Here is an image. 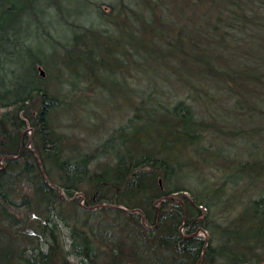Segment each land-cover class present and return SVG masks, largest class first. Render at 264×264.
Returning a JSON list of instances; mask_svg holds the SVG:
<instances>
[{
    "label": "trees",
    "instance_id": "obj_1",
    "mask_svg": "<svg viewBox=\"0 0 264 264\" xmlns=\"http://www.w3.org/2000/svg\"><path fill=\"white\" fill-rule=\"evenodd\" d=\"M36 14L61 19L63 41L42 34L51 48L60 44L67 55L36 58L29 71L17 74L8 57L21 49L19 22ZM223 34L247 37L240 53L224 52ZM194 37L207 39V49L197 47ZM29 40L23 43L30 45ZM9 43L19 49L8 51ZM58 66L73 73L62 90L49 82ZM107 68L129 70L130 81L123 82L131 91L126 121L89 152L66 146L59 113L74 110L81 97L83 115L95 116L86 104L88 93L93 96L104 84L91 77ZM4 70L10 77L0 80V157H19L4 158L0 169V264H164L157 259L161 252L172 262H177L174 257L178 264H192L204 240L181 235L180 227L186 223L187 235L209 230L208 219L206 225L201 218L203 208L210 210L207 218L217 220V200L226 202L230 194L241 199L236 205L242 209L234 223L218 224L224 235L232 236L235 223L245 219L235 233L241 231L249 242L264 240V190L239 196L246 191L249 162L226 160L229 171L207 163V139L215 134L243 137L245 118L261 121L253 129L260 130L264 153V0H0ZM142 77L163 81L165 88L139 97L136 80ZM173 81L185 82L184 97L177 89L175 94ZM160 94L176 98L164 105ZM193 94L221 102L205 109L195 104ZM30 128L33 149L25 134ZM77 193L87 206L104 203L122 209L87 210L79 198L71 200ZM170 194L184 200L185 210L166 200L157 221L154 201ZM140 211L148 225L157 223L154 230L141 223Z\"/></svg>",
    "mask_w": 264,
    "mask_h": 264
},
{
    "label": "bare ground",
    "instance_id": "obj_2",
    "mask_svg": "<svg viewBox=\"0 0 264 264\" xmlns=\"http://www.w3.org/2000/svg\"><path fill=\"white\" fill-rule=\"evenodd\" d=\"M42 37L44 39L46 38L45 35L43 34H42ZM245 39H247V37L243 35L223 34L221 36V47L223 48L224 52H228L229 54H232V53L238 54L241 52L242 41L243 40L245 41ZM61 40L63 41L62 37L59 39V41ZM193 43L199 48L200 46H203L204 49H207V39L202 40L201 37H194ZM52 50H53L52 55H55V56H60V55L66 56L67 55L66 49H64L62 45L60 44L53 46ZM37 69L39 70L40 75L42 77L46 76V72L42 64L38 63ZM201 71L202 73H204L205 69H201ZM123 72L126 75L125 78H122ZM107 73L109 74V76L113 78H115L116 76V79H114V81H111L112 83H122L125 80L130 81V73L127 68H125L123 71H112L109 68H107ZM72 74L69 73L68 71H64L63 68L61 69L58 66L55 70H52V72H50L49 82L50 84L52 83L56 88L63 87L64 89L67 84V81L70 80V77H72ZM150 79H153V77H150ZM166 82L168 83V81ZM173 82L174 83L172 85V88L175 91V94H176V89H177V91L179 92L178 96L182 95L184 97V88L186 87V85H184L185 82L182 84H180L181 82L177 83V81H173ZM136 85H137V91L139 92V97H142V98H148L150 97V94L154 92L156 95L157 88L159 89L165 88L163 81L152 80V83H151L145 77L138 78L136 80ZM111 89L113 90L112 92H110V95L112 97H115L117 95L127 97L128 95L131 94L130 87L126 89L125 85L123 84H120L118 87L114 86ZM60 90H62V88ZM126 91L128 92V94H126L127 93ZM95 94L96 92L94 93V95ZM192 96L195 97L193 101L195 102L196 105L198 101H207L206 98L200 97L196 94H193ZM188 97L189 96H187V98ZM158 98L161 99L162 104L168 105L176 97H174L172 94H167V95L160 94ZM223 100L225 99H222V101ZM91 101L92 100L90 99V102L86 104H89V106L92 107L94 105H92ZM218 102H221V100H218L217 97L212 99L213 106L207 107V108L210 110L214 109L216 106L219 105ZM187 103L194 105L193 102H187ZM116 105H117V108L114 111L117 113L120 109V103L117 102ZM78 106H79V109L82 110L80 107L81 105H78ZM61 111L65 112L64 109H62ZM93 112H95L96 117L99 116V110L97 108H94ZM72 115H75V114H72ZM76 115L78 114L76 113ZM81 117L83 118L82 120L83 122L78 125L79 127H77L78 133L80 134L81 132H83V134L85 132L88 133L89 136H87V138L95 137V133L101 134L100 135V138H101V137H104L103 133H105L107 135L105 137L107 138L109 136V131H111L115 127H118L120 123H124L128 117V114L124 121L117 124V126L115 124V126L111 127L110 128L111 130L109 131H106L105 128H103L101 125H98V123L93 119V117L95 116L91 118L87 117V122H85V118H86L85 115H82ZM58 118H59V121H61V118H62L61 112L59 113ZM253 120H255L256 123H250V120H248V118H245L242 120V126L245 125V130L241 131V133H243L244 135L243 137L238 136L239 134L237 136H234L231 134H227L223 136L221 134L220 135L215 134L211 136L212 138L210 137L207 139V148H208L207 163L217 162L219 166L223 167L224 171H229L230 168L225 163L226 160L227 162L230 161L231 163H233L231 160L233 159V161L235 162V160L237 159L238 161L237 164H240L246 161L249 162L248 163L249 169L246 171L247 178H245L246 191H245V194L239 195L240 198H243L244 196L246 197L247 193L251 196H256L258 192L264 190V153H263L262 147L259 146V143H258L260 130L258 128L253 129V126L257 123H260L261 121L257 119V117H255V119ZM25 134H28L30 136L29 142L27 143V147L32 148L31 141H32V136H33V129L32 128L28 129L27 131H25ZM66 139H67L65 141L66 146L76 147V143H74V141L75 139H77V137L73 136L72 132H68L66 134ZM91 150L92 149L90 148L89 150H86V151L89 152ZM228 151L230 153L229 155L226 156V152ZM34 152L37 154L39 167L44 177L47 179L43 171V166H42L40 156L36 152V150H34ZM18 157L19 155L1 156L0 157V169L4 167V158L17 159ZM202 171H204L205 174L207 173V165H205ZM194 172H197V171H193V173ZM59 191H60V195L64 197L63 192L61 190ZM77 198H79L80 206L87 210H95L98 208H112V207L122 209L119 206L104 204V203L96 204L93 206L92 205L87 206L85 204L82 193L75 194V196L71 200L77 199ZM221 199H224V198H221ZM221 199L217 200V204L215 206L216 209L214 210L215 215L219 216L217 222L212 225V223H214V221L216 220L214 218L209 217L208 218V223H210L208 224L209 230L206 228H202L194 232V234L197 237H200L204 240V244L201 249V253H200L198 260H196L192 264H264V240L263 238H261L260 241L254 240V241L249 242V241H245L244 238H242L243 234L241 231H238L235 233L237 229L241 228L242 226H245V223L242 221H247V220L241 219V221L239 220L235 223L234 228H236V230L234 231V234H232V236L224 235L225 233L218 226V224L226 225L228 221H231V223H234L236 218L240 217L239 211L242 209L238 207V204L236 207V203H239L241 199L240 200L239 198L236 199L234 194L233 195L230 194L226 202L222 201ZM166 200L176 201L185 210V202L182 198L174 194L163 195L154 201V206L157 208V214H158L157 221H159L160 219V214H161L160 206ZM226 203H228V205ZM207 209L208 207L203 208L204 211H207ZM140 213H141V223L149 230H154L156 228L157 223L153 226L148 225L146 223V218L143 212L140 211ZM205 214L206 216L202 215L201 218L202 219L204 218L207 221V213ZM228 217H230L231 219ZM185 224L186 223L183 222L182 226L180 227L181 235L185 234V231H184L186 229ZM195 235L191 234L188 237H192ZM159 256L160 257H158L157 259L164 264H178V260H180L179 258L173 257L172 259L177 262H172L171 257L167 256L164 252H161Z\"/></svg>",
    "mask_w": 264,
    "mask_h": 264
},
{
    "label": "rangeland",
    "instance_id": "obj_3",
    "mask_svg": "<svg viewBox=\"0 0 264 264\" xmlns=\"http://www.w3.org/2000/svg\"><path fill=\"white\" fill-rule=\"evenodd\" d=\"M44 5V4H43ZM42 7L37 6L38 11H41ZM38 14H36L35 17H37ZM25 19H21L19 22V42L21 43V49H19L17 46L16 48L12 47L14 43H9L7 45L8 51H13V49H19L17 52H14L12 56H9L8 59L11 61H14L15 63H12L13 68L16 70L17 74H24L27 71H29V68H31L32 61L34 59H41V60H49L50 57H52V48H51V41L49 38H43L42 37V32H49L51 34H54L56 37L61 38L63 32L65 31V27L61 22V19L57 17L56 15L49 19L46 18L44 15H39L35 20V17H28L25 16ZM29 39L31 41L30 45L26 43H23L25 39ZM30 47L28 50L27 48ZM8 69H12V67H8ZM10 77L9 70H4L3 72L0 71V80L1 79H6ZM126 75L123 72L122 73V78H125ZM12 78V77H11ZM14 79V77L12 78ZM95 79V81L101 82L103 85L102 88H99V90L96 91V94L92 96L91 93H88L89 96L91 97L90 99L92 100V106L93 110L94 108H97L99 110V116L93 117V119L98 123V125H101L103 128L106 129V131L111 130L110 128L117 126L120 122L124 121L127 114H128V109H127V99L125 96H120L117 95L115 97H112L110 95V92L113 90L111 89L112 87L115 86V83H112L111 81H114L115 78L109 76L108 73H99L95 72V75L91 77V80ZM16 80V79H15ZM14 80V81H15ZM85 80V79H83ZM82 80V81H83ZM119 84H123L119 83ZM85 83L80 84V88H84ZM80 100V105L83 103V99L81 97L78 98ZM120 103V109L116 113L114 110L117 108L116 103ZM72 106L75 107L74 110L71 111H66L63 112L61 111V121L63 124V129L66 130L65 133L67 134L68 132H72L73 136H76L77 139H75L74 143H76V146L80 148L82 151L89 150L90 148L92 149L95 146L96 142H99L100 140H103L105 136H107L105 133H103L104 137L100 138L99 133H95V137H88V133L81 132L78 133L77 127L80 123H82L83 118L81 117L85 112L79 109L78 104L74 103ZM198 107L202 108H207V107H212V100L207 98V101H198L197 102ZM73 113H77L78 115H72ZM116 113V114H115ZM85 122H87V118H85ZM123 123H120L122 125ZM142 124V123H141ZM140 124V126H141ZM119 125V126H120ZM121 141V138L117 140V144ZM191 160H197L196 157L189 153L188 154ZM199 163V162H198ZM200 164V163H199ZM198 166V164L196 165ZM195 165L191 170L196 171ZM210 180V179H209ZM211 181V180H210ZM237 207V205H236ZM210 210H207L203 212V214L206 216L209 214ZM211 217V215H210ZM214 218V216L212 217ZM208 219V218H207ZM218 220V218H216ZM214 221V223L217 222ZM207 225V221L205 222ZM202 229V228H199ZM185 231V230H184ZM202 233V232H201ZM195 235L194 233H192ZM207 235V233H206ZM183 236L188 237L189 235L184 234ZM196 236V235H195Z\"/></svg>",
    "mask_w": 264,
    "mask_h": 264
}]
</instances>
